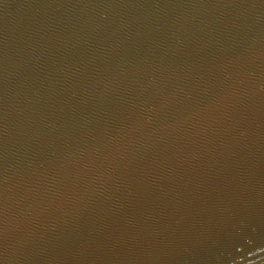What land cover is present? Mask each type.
I'll return each instance as SVG.
<instances>
[{
    "label": "water",
    "instance_id": "water-1",
    "mask_svg": "<svg viewBox=\"0 0 264 264\" xmlns=\"http://www.w3.org/2000/svg\"><path fill=\"white\" fill-rule=\"evenodd\" d=\"M0 264H264V0H0Z\"/></svg>",
    "mask_w": 264,
    "mask_h": 264
}]
</instances>
